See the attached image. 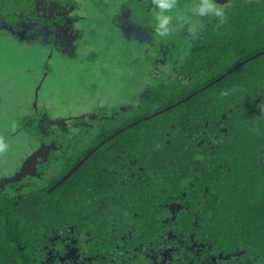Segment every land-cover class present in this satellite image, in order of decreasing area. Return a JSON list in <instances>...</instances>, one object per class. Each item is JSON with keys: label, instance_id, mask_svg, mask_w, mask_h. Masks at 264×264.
<instances>
[{"label": "trees", "instance_id": "trees-1", "mask_svg": "<svg viewBox=\"0 0 264 264\" xmlns=\"http://www.w3.org/2000/svg\"><path fill=\"white\" fill-rule=\"evenodd\" d=\"M231 1L222 17L202 18L200 33L173 18L168 35L157 31L154 0H127L115 15L96 9L140 48L157 83L127 118L106 109L77 119L80 127L58 118L60 138L76 148L50 156L62 171L49 184L0 208V264H40L34 243L67 224L79 229V264H243L236 229L257 221L253 264H264V54L231 73L235 65H226L264 50V0ZM78 8L74 0H0V35L75 58ZM29 117L20 132L34 134L33 144L46 131ZM41 198V209L32 206Z\"/></svg>", "mask_w": 264, "mask_h": 264}, {"label": "rangeland", "instance_id": "rangeland-1", "mask_svg": "<svg viewBox=\"0 0 264 264\" xmlns=\"http://www.w3.org/2000/svg\"><path fill=\"white\" fill-rule=\"evenodd\" d=\"M74 1L80 11L76 28L81 32L75 58L69 59L47 47L25 45L0 35V143L7 145L0 150L1 174H13L32 149L30 141L35 138L34 134L20 132L24 117L32 118L37 110L47 115L43 117L52 121L43 140L54 142L61 139L56 135L58 130L54 124L58 123V118L90 121L103 109L127 118L135 112L146 85L157 83L153 65H141L145 60L140 48L125 41L121 31L111 24L108 14L97 18L96 9L115 15L127 0H104L106 8L98 6L97 0ZM181 1L176 0L175 9L165 14L174 19L186 16L192 23L198 22L199 28L203 17L195 15L192 9L201 0ZM223 2L217 7L222 9ZM186 24L189 27L185 33H188L192 24L178 21L180 26ZM33 105L36 108H32ZM99 108L102 111H97ZM98 123L96 118L95 124ZM59 125L65 123L59 120ZM69 134L76 137L82 132L71 129ZM36 142L40 141L36 138ZM54 150L49 149L46 158H50ZM29 161L35 162L33 158ZM40 164L43 165V161ZM54 164L57 166L56 161Z\"/></svg>", "mask_w": 264, "mask_h": 264}, {"label": "flooded vegetation", "instance_id": "flooded-vegetation-1", "mask_svg": "<svg viewBox=\"0 0 264 264\" xmlns=\"http://www.w3.org/2000/svg\"><path fill=\"white\" fill-rule=\"evenodd\" d=\"M220 2H223L222 5L224 4V7H222L223 12H224L226 9V6L229 5L230 0H215L216 5H219ZM202 26H203V21L201 20V27ZM196 32L200 33L201 30H197ZM261 53L264 54V50L256 54H253L250 57L242 61L231 62V64L227 63L226 65H235L234 67H236L237 65H247L249 64L250 60L254 59L256 56L260 55ZM205 65H208V63ZM234 67L232 68L233 70L235 69ZM221 77H219L218 79H220ZM212 83L213 82H210L209 84H212ZM32 108H36V105H33ZM32 115H34L32 117L33 119L39 121L37 122V124L41 122V125H42L41 129H43V127L45 128V130L46 128H48V122L43 117V115H45L44 113L39 114L37 110L33 112ZM100 116L102 115H99L98 117ZM83 119H86V118H83ZM49 121H52V120H49ZM73 121L75 122L77 126L78 125L77 119ZM71 123H72V120H71ZM79 123H81V121H79ZM79 127H80V124H79ZM56 135L57 136L61 135L60 131L57 132ZM61 139H60L59 144H54L52 142L46 143L41 137L40 142L33 143L32 145L33 151L31 154H29L31 156V159L33 158L35 162L27 161L26 158L24 157L25 159L23 158L22 160L23 162L22 163L20 162V164L14 170L13 174L6 175V174H1L0 172V208H3V206H10L12 204H17L19 199H23L24 197L27 196V194H34L36 190H38L39 188H42L46 184H49V182L51 181V178L54 175L59 174L62 171L58 169L59 166H56L54 164L55 161H53L52 159H49V157L46 158L47 155L49 154V149H55L56 150V151L54 150L55 156L59 157V155H63V151L64 153H67L69 150L72 151L73 149L76 148L75 142L65 141V139H67L66 135L62 136ZM27 159L31 160L29 158ZM38 161H43L44 164L43 165L39 164L37 170L32 173V170L35 167V164L39 163ZM258 161L260 164L264 165V148H262V153H261V156L258 157ZM16 172H17V176H15ZM237 178H240V177L237 175ZM37 180H39L40 183L36 182ZM32 187H34L33 190H30ZM47 192L48 191H45L46 194ZM95 194L98 195V193L96 192ZM49 195L54 196L53 193ZM227 195L228 193L225 192V196ZM42 204H43L42 198L38 200H34L32 202V206L39 205V209L42 208L40 207ZM34 208L35 207L30 206L27 210L32 211ZM172 209H173V212H175L176 209L174 208ZM255 209L256 208L253 207V209L249 213H252ZM257 214L258 213H255V215ZM255 224L256 226H254V228L249 227L246 230L244 228L236 229L238 236L235 237V240H236L235 244L237 248L235 249L236 251L234 253V257L238 261L240 262L242 261L243 264H246V263L253 264V261H257L260 256L259 249L258 248L257 250L254 249L255 248L254 245H258V242L255 239L259 237V231H258L259 222L257 221ZM28 225H29V221L26 222L27 227ZM197 231L198 230H196V232ZM168 236L169 238L173 237V234L169 233ZM31 240L32 242L36 241L35 239H32V238ZM250 242L252 245H250ZM79 243H80L79 229H77V226L67 224V225L58 227V226L53 225L50 229V232L47 233V236H43V238L40 241H37L36 243H34L35 244L34 247L36 246L35 248L39 250L38 257L40 258L39 259L40 264H79V255H80ZM191 250H192V255L194 257H198L197 255L198 251L195 248H193V246ZM82 258H84V256H82Z\"/></svg>", "mask_w": 264, "mask_h": 264}, {"label": "clouds", "instance_id": "clouds-1", "mask_svg": "<svg viewBox=\"0 0 264 264\" xmlns=\"http://www.w3.org/2000/svg\"><path fill=\"white\" fill-rule=\"evenodd\" d=\"M154 3L160 9V11L155 14V18L157 21V31L161 35H168L167 29L171 25L174 17L172 15L165 14V11L171 12L173 9H175L176 0H154ZM192 11L199 17L223 16V9L217 7L215 0H201L199 4L193 6ZM176 19L182 23H191L192 26L189 28V31H196L198 22L192 23L186 16H178L176 17ZM6 147L7 145L0 143V150L5 149Z\"/></svg>", "mask_w": 264, "mask_h": 264}, {"label": "water", "instance_id": "water-1", "mask_svg": "<svg viewBox=\"0 0 264 264\" xmlns=\"http://www.w3.org/2000/svg\"><path fill=\"white\" fill-rule=\"evenodd\" d=\"M238 67V65L236 66V67H234V68H237ZM233 70V69H232ZM232 70H230L229 71V73L230 72H232ZM162 111H159V112H156V113H154L152 116H156V115H158L159 113H161ZM150 117H147V118H143L142 120H146V119H149ZM138 123V121L137 122H135L134 124H137ZM133 124V125H134ZM129 126H132V124L131 125H129ZM129 126H127L126 128H128Z\"/></svg>", "mask_w": 264, "mask_h": 264}]
</instances>
